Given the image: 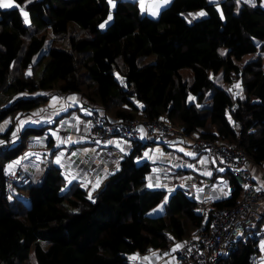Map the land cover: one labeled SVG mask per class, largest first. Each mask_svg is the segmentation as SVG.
<instances>
[{"label":"trees","instance_id":"trees-1","mask_svg":"<svg viewBox=\"0 0 264 264\" xmlns=\"http://www.w3.org/2000/svg\"><path fill=\"white\" fill-rule=\"evenodd\" d=\"M12 1L0 6V120L8 119L0 132V171L22 151L27 135L52 139L48 125H24L3 146L12 121L50 95L66 93L98 107L104 118L166 116L193 146L197 138L232 144L264 165L261 0H169L155 17L140 12L135 0ZM47 28L52 43L34 60ZM245 53L255 54L241 62ZM132 142L90 191L66 182L50 160L52 149L42 158L38 182L27 172L17 182L26 188V202L13 194L6 201L0 186V264H130L131 253L196 239L204 215L238 200L241 187L225 170L229 195L205 214L181 188L163 201V189L145 187L149 162L135 158L144 143ZM159 203L161 212L149 215ZM254 243L237 240L208 264H247Z\"/></svg>","mask_w":264,"mask_h":264},{"label":"crops","instance_id":"crops-1","mask_svg":"<svg viewBox=\"0 0 264 264\" xmlns=\"http://www.w3.org/2000/svg\"><path fill=\"white\" fill-rule=\"evenodd\" d=\"M2 1L4 4L14 3L12 0ZM135 1L140 12L148 16L157 14L159 9L169 2V0ZM54 98L57 97L51 96V99ZM70 107L72 106H67L65 113L54 119L51 116L37 113L35 117H38L39 114L43 122L34 123L33 126L48 125L47 130L53 132L52 139L45 140V138L39 137L41 143L34 150V155L31 154L27 160L21 162V168L24 172L29 173L24 169L23 163L29 160L42 163V158L49 154V149H52L54 152L50 155V160L66 177V182L79 181L87 185L88 191H90L114 170L118 160L130 150L133 142L125 139L117 147L114 143L110 144L108 147L113 150V155H102L98 151L101 150L98 144L84 136L86 117L84 115L71 116L68 112L66 113ZM33 120L35 121V119ZM62 130H68L72 136L71 140L66 143L60 141L58 136ZM136 142L144 143L142 145L143 154L138 161L146 160L150 164L149 171L145 176V187L161 188L164 194H168L175 188H181L197 202V209L202 208L204 212L212 208L211 203L229 195L231 185L228 182L229 176L225 173L226 169L218 161L203 157L199 148L193 146L192 138L189 136L181 138L175 133H170L164 139L154 137L151 140H136ZM65 145L68 147L65 148ZM16 159L14 157L4 161L3 166H14ZM244 163L255 186L264 187V165L262 163L255 164L247 159ZM41 172L42 170L38 174L41 175ZM40 175L36 177L38 180ZM15 186H18L19 189H15ZM11 193L26 202V188L22 184L16 182L11 188ZM255 226L260 229L259 246L257 245L255 251L259 264H264V259H262L264 258V203L260 206ZM165 252L168 253V250L150 251L147 255L132 253L130 257L133 261L140 259L138 264H159L163 259L166 261ZM262 252L263 254H261Z\"/></svg>","mask_w":264,"mask_h":264},{"label":"built area","instance_id":"built-area-1","mask_svg":"<svg viewBox=\"0 0 264 264\" xmlns=\"http://www.w3.org/2000/svg\"><path fill=\"white\" fill-rule=\"evenodd\" d=\"M24 69H27V65ZM71 116L84 115L86 117V130L84 136L91 142H95L106 156H112L113 150L108 146L122 144L127 140H151L154 137L164 139L168 134L175 133L181 138L188 135L181 132L178 126H174L166 116L155 118H110L102 117L99 108L91 105H80L76 109H70ZM59 132V131H58ZM59 139L66 143L72 136L68 130L59 132ZM16 136L11 135L10 140ZM194 144L202 151L203 157L218 161L228 172L235 183L240 185V196L236 203L212 208L209 215L205 216L206 226H199V234L196 239L182 238L165 245L172 249L166 255L165 264H208L209 260L222 255L232 244L239 240L255 239L253 247L259 246L258 239L260 229L255 226L260 206L264 203V187L255 186L245 166L243 152L232 144L207 140L194 139ZM40 138L35 135H27L23 142V149L16 157V164L12 167H3L0 171V186L4 192V198L9 201L11 188L16 182H24L25 174L21 168V162L26 155L33 154L40 144ZM68 147L67 145L64 146ZM143 154V148L138 149L135 158L138 160ZM198 212L205 214L201 208ZM180 245L179 248L176 246ZM155 249H145L140 255H147ZM255 250L246 255L247 264H259ZM140 260V259H139ZM138 260V261H139ZM131 261L130 264H137Z\"/></svg>","mask_w":264,"mask_h":264},{"label":"rangeland","instance_id":"rangeland-1","mask_svg":"<svg viewBox=\"0 0 264 264\" xmlns=\"http://www.w3.org/2000/svg\"><path fill=\"white\" fill-rule=\"evenodd\" d=\"M237 1H247L248 3L253 2V0H237ZM109 2L112 3L110 0H109ZM260 3H261V5H264V0H261ZM14 4L15 3L10 4L11 6H9V7H12ZM164 5H166V4H164ZM156 15L157 14H154L153 16H149V17H155ZM23 17H24V19H26L25 14H23ZM109 17H110V14L107 15V20H109ZM51 38H52V33L47 28L45 33H44V40L42 42V45L40 46L38 51L35 52L32 55V58L34 60L41 53H44L46 51V49L49 47V44L52 43V41L50 40ZM261 40L264 42V37ZM57 45H61V43L58 42ZM219 50H220V53H223V49H219ZM255 53H252V54L245 53V54H243L241 56V58H240V61L241 62L246 61L247 59L253 57ZM260 55L262 57V61L264 62V48L261 50V54ZM40 66L41 65H36V67L34 69V73H38L39 72ZM24 73L25 74L29 73V66L27 67V69H24ZM170 80H171V82L175 81V79L172 78V77H171ZM164 86L165 85H162L161 89ZM229 87L230 86H228L227 88H229ZM236 89L237 90L231 89L233 95H235V94H237L239 92V87L238 86H237ZM51 96H56L57 98L51 99ZM72 99H73V101H72ZM191 100L193 101L194 99L191 98ZM205 100L206 99L203 100L204 103H205ZM74 105L78 106V105H81V103H79L76 95L73 94V93H66V94H63V95H55V94L50 95L49 98L46 99L43 103H40L38 106L32 107L29 111H27L26 113H23V115H19L16 120L12 121V123L14 124L13 125L14 131H12V133H10V135L7 137V139H5V141H3L1 143V145H3V146L6 145L7 141H9V143H10L11 141H10L9 137L11 135L17 136L16 132H18V130H20L24 125H34V123H42L43 120H41L42 118L39 117V114H38V117H35V116H37V113H40V115H43V116H51L54 119V118H57V117H60L61 115H63L65 113V109H66L67 106H74ZM50 113H52V114H50ZM33 119H35V121ZM7 125H8V119L7 118H3L2 120H0V132L4 131V129L7 127ZM181 148H184V147L181 146ZM98 151L102 155H104L101 152V150H98ZM33 155H34V153H33ZM25 160H27V158H24V161ZM23 165H24L23 166L24 169H26L30 173V176L32 178L31 181L32 182L33 181L38 182L39 180L36 177H37V175H40L38 173H40V171L43 169V163L32 162L31 160H29V161L23 163ZM14 188L15 189H19L18 186H15ZM166 197H167V194H164L162 200L164 201L166 199ZM161 210H162V206H161V203H159L155 207L149 209L147 211V213L149 215H156V214H159L161 212ZM261 254H263V252ZM131 255H132V253L130 254V256ZM262 259H264V258H262ZM163 260L159 264H165L166 262L163 261ZM30 264H33V262L31 261Z\"/></svg>","mask_w":264,"mask_h":264},{"label":"snow or ice","instance_id":"snow-or-ice-1","mask_svg":"<svg viewBox=\"0 0 264 264\" xmlns=\"http://www.w3.org/2000/svg\"><path fill=\"white\" fill-rule=\"evenodd\" d=\"M0 6H2V7H9V6H11V5H10V4H0ZM25 15H26V14H25ZM199 15H204V13H199ZM109 19H111V17H109ZM101 27H103V25H101ZM9 167H11V166H9ZM176 247L179 248L180 245H177Z\"/></svg>","mask_w":264,"mask_h":264},{"label":"bare ground","instance_id":"bare-ground-1","mask_svg":"<svg viewBox=\"0 0 264 264\" xmlns=\"http://www.w3.org/2000/svg\"><path fill=\"white\" fill-rule=\"evenodd\" d=\"M197 147H198V146H197ZM198 148H199V147H198ZM181 239H182V238H181ZM178 240H179V239H178ZM176 241H177V240H176ZM167 250H168V253L172 251V249H170V248L167 249ZM167 250H166V251H167Z\"/></svg>","mask_w":264,"mask_h":264},{"label":"clouds","instance_id":"clouds-1","mask_svg":"<svg viewBox=\"0 0 264 264\" xmlns=\"http://www.w3.org/2000/svg\"><path fill=\"white\" fill-rule=\"evenodd\" d=\"M14 186V185H13ZM256 253V252H255ZM257 255V254H256ZM257 260H258V258H257ZM258 262H259V260H258ZM247 263V262H246Z\"/></svg>","mask_w":264,"mask_h":264}]
</instances>
